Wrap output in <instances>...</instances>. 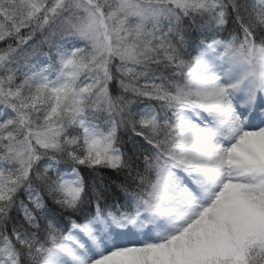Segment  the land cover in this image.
Segmentation results:
<instances>
[{
	"label": "snow or ice",
	"instance_id": "1",
	"mask_svg": "<svg viewBox=\"0 0 264 264\" xmlns=\"http://www.w3.org/2000/svg\"><path fill=\"white\" fill-rule=\"evenodd\" d=\"M0 264H264V0H0Z\"/></svg>",
	"mask_w": 264,
	"mask_h": 264
},
{
	"label": "trees",
	"instance_id": "2",
	"mask_svg": "<svg viewBox=\"0 0 264 264\" xmlns=\"http://www.w3.org/2000/svg\"><path fill=\"white\" fill-rule=\"evenodd\" d=\"M105 175H106V176H112L113 178H115V174L112 173L110 170L106 171V172H105Z\"/></svg>",
	"mask_w": 264,
	"mask_h": 264
}]
</instances>
